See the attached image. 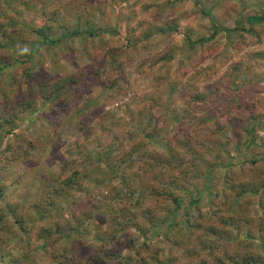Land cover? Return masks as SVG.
<instances>
[{
    "label": "rangeland",
    "instance_id": "1",
    "mask_svg": "<svg viewBox=\"0 0 264 264\" xmlns=\"http://www.w3.org/2000/svg\"><path fill=\"white\" fill-rule=\"evenodd\" d=\"M0 48V104L66 80L0 130V264H264V0H0Z\"/></svg>",
    "mask_w": 264,
    "mask_h": 264
},
{
    "label": "trees",
    "instance_id": "2",
    "mask_svg": "<svg viewBox=\"0 0 264 264\" xmlns=\"http://www.w3.org/2000/svg\"><path fill=\"white\" fill-rule=\"evenodd\" d=\"M34 1H38V0H34ZM248 17H250V16H248ZM256 17H258V15L251 16L250 18H256ZM259 18H261V17H259ZM249 19H247V17H246L244 22L240 24V27H242V30L246 29V25L250 24ZM168 26H169V28H171V30L176 28L175 24L173 25L172 23H169ZM219 32H220V28H218V26H215L214 24H210V30H209V34L207 35L208 36L207 38H204V36H199V37L193 38V34L190 30H187V32L185 33V36H186L188 46L190 48H193L194 46L205 44V42L210 43V42L214 41L217 34H219ZM13 48L8 47L6 50H7V52L13 54V52L15 51V49H13ZM0 49H3V48H0ZM16 57L13 55L14 61H16V59H17ZM164 62L167 66L166 67V69H167L168 68V60H166ZM32 74L33 73H31V72L25 71L24 72L25 76L21 80L22 83H19V84L15 83L14 85H16V88H13L14 87L13 86V87H10L6 90L4 89L3 92L1 93L3 101H2V104H0V130H4L9 135L13 134V130H14V128H16L18 121H20V119L22 118L23 112L26 110V108L29 105H31V103L36 98V97H34V95H32L31 90H29L30 87L36 86L39 89L42 88L40 94L44 98H48L49 97L48 94H49V92H51L52 89H54L55 87L59 88V85H64L66 83V80H64L65 82H60L59 84H55V85L48 84V81L43 79L40 76V74L35 76V80L32 81L31 80ZM167 78L168 77H166V78L162 77L161 82L165 81V79H167ZM192 81H193V79H192ZM20 84L21 85L24 84L27 86L26 92H23L21 90ZM197 99L200 101H203L202 97H197ZM29 141L31 142V140H29ZM33 144H31V143L20 144L18 146V148L21 150H15V152H12V154H13L12 160L24 162L27 159H29V154L32 151V149L35 147ZM19 151H21V152H19ZM78 175H79V173H78ZM176 181H177V178H175V180H169V181L167 180V181L159 184V186L157 188L158 191H156V189H155V191L150 192L152 194L151 196L154 197L153 198L154 205L163 206L165 208L164 209L165 213H168V212L176 213V211L179 209L180 202L182 201V199H184L183 197L188 194V191H186V193L184 190L181 191V189L179 188V185L177 183L178 181L177 182ZM2 194H3V190L0 189V198H1ZM195 202H196V200H194V199L189 200V203L191 205H193ZM248 263L256 264V262L253 260H243L241 262L235 261L234 263H231V264H248ZM218 264H220V262ZM227 264H230V263H227Z\"/></svg>",
    "mask_w": 264,
    "mask_h": 264
}]
</instances>
